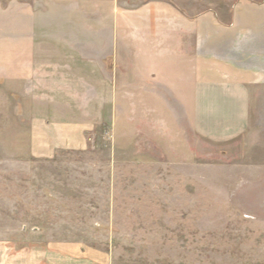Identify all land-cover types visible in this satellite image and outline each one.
Wrapping results in <instances>:
<instances>
[{"label": "rangeland", "instance_id": "rangeland-1", "mask_svg": "<svg viewBox=\"0 0 264 264\" xmlns=\"http://www.w3.org/2000/svg\"><path fill=\"white\" fill-rule=\"evenodd\" d=\"M176 1L120 0L119 12H91L89 51L104 58L90 63L88 84L79 75L54 76V92L0 84V243L78 241L116 264H264V89L252 91L240 137L199 134L190 64L155 43L169 29L152 28L173 18L157 4ZM136 6L143 18L132 15ZM148 25L154 33L145 35ZM153 50L158 69L145 84L132 68L151 67ZM166 66L184 79L161 75ZM47 94L63 104L53 114ZM72 117L94 124L86 145L34 155V126Z\"/></svg>", "mask_w": 264, "mask_h": 264}, {"label": "crops", "instance_id": "crops-1", "mask_svg": "<svg viewBox=\"0 0 264 264\" xmlns=\"http://www.w3.org/2000/svg\"><path fill=\"white\" fill-rule=\"evenodd\" d=\"M156 7L172 12L173 18L153 20V29L171 31L155 43L162 51L171 47L170 54L190 64L196 131L216 142L240 137L249 126L252 91L264 89V0H177L175 6L158 3ZM120 9V0H0V84L15 83L24 90L47 87L54 92L50 86L57 75H79L80 84H88L90 63L104 58L89 51L91 12L102 15L105 10ZM132 10L135 19L143 18L139 14L144 9ZM146 29L145 35L154 33L149 25ZM142 32L134 25L135 41ZM153 36H146L147 42H153ZM133 57L137 58L135 52ZM157 57L151 51L152 66L132 68V74L145 75L144 83L149 84V75L157 73L153 67ZM108 62L106 68H110ZM159 69L161 75L176 71L178 79H184L179 66ZM81 102L80 106L89 104L87 98ZM45 105L47 113L53 114V108L63 104L47 94ZM93 125L85 118L43 119L32 131L33 153L51 156L60 148L84 147ZM0 264L116 263L111 252L78 241L32 240L1 242Z\"/></svg>", "mask_w": 264, "mask_h": 264}]
</instances>
